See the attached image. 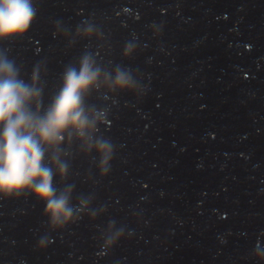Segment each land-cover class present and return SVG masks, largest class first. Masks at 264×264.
I'll use <instances>...</instances> for the list:
<instances>
[{
	"label": "water",
	"instance_id": "water-1",
	"mask_svg": "<svg viewBox=\"0 0 264 264\" xmlns=\"http://www.w3.org/2000/svg\"><path fill=\"white\" fill-rule=\"evenodd\" d=\"M34 7L0 54L26 83L36 72L42 111L86 55L133 89L85 100L113 148L106 175L95 149L65 146L69 172L54 184L71 186L73 205L87 200L75 224L51 230L31 196L0 199V264H264V0Z\"/></svg>",
	"mask_w": 264,
	"mask_h": 264
},
{
	"label": "clouds",
	"instance_id": "clouds-1",
	"mask_svg": "<svg viewBox=\"0 0 264 264\" xmlns=\"http://www.w3.org/2000/svg\"><path fill=\"white\" fill-rule=\"evenodd\" d=\"M36 15L34 0H0V42L22 37ZM91 35V30L86 31ZM132 90L129 75L119 69L114 76L84 56L79 68L68 67L62 83L46 109L41 110L42 89L34 71L31 83L20 78L19 70L0 54V199L31 196L43 205L51 230H63L87 212V200L71 202V186L58 190L54 178L64 181L69 165L64 159L74 141L80 150L95 149L100 156L101 175L108 173L112 145L95 138L102 113L89 108L85 100L93 90ZM120 233L109 236L103 245L115 244ZM51 240H41L42 250ZM104 253H98L103 255Z\"/></svg>",
	"mask_w": 264,
	"mask_h": 264
}]
</instances>
